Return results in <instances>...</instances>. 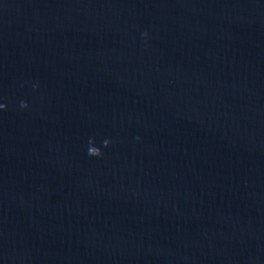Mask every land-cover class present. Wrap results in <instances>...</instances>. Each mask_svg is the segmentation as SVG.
Instances as JSON below:
<instances>
[{
  "label": "water",
  "instance_id": "95a60500",
  "mask_svg": "<svg viewBox=\"0 0 264 264\" xmlns=\"http://www.w3.org/2000/svg\"><path fill=\"white\" fill-rule=\"evenodd\" d=\"M0 103V264H264V0H0Z\"/></svg>",
  "mask_w": 264,
  "mask_h": 264
},
{
  "label": "clouds",
  "instance_id": "9594fccd",
  "mask_svg": "<svg viewBox=\"0 0 264 264\" xmlns=\"http://www.w3.org/2000/svg\"><path fill=\"white\" fill-rule=\"evenodd\" d=\"M145 35H147V33H145ZM24 107H27V103L25 102L23 104ZM7 105L6 104H0V109H4L6 108ZM89 154L90 155H95V156H99V155H102V153H98L95 149H89Z\"/></svg>",
  "mask_w": 264,
  "mask_h": 264
},
{
  "label": "snow or ice",
  "instance_id": "6c2138e0",
  "mask_svg": "<svg viewBox=\"0 0 264 264\" xmlns=\"http://www.w3.org/2000/svg\"><path fill=\"white\" fill-rule=\"evenodd\" d=\"M0 104H2V103H0Z\"/></svg>",
  "mask_w": 264,
  "mask_h": 264
}]
</instances>
